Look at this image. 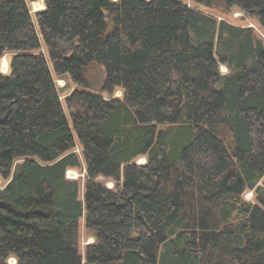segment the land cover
<instances>
[{
  "label": "trees",
  "instance_id": "1",
  "mask_svg": "<svg viewBox=\"0 0 264 264\" xmlns=\"http://www.w3.org/2000/svg\"><path fill=\"white\" fill-rule=\"evenodd\" d=\"M190 1L264 30V0ZM6 54L0 264H264V42L251 27L180 0H0ZM53 75L75 85L64 101ZM82 163L83 184L66 177Z\"/></svg>",
  "mask_w": 264,
  "mask_h": 264
},
{
  "label": "rangeland",
  "instance_id": "2",
  "mask_svg": "<svg viewBox=\"0 0 264 264\" xmlns=\"http://www.w3.org/2000/svg\"><path fill=\"white\" fill-rule=\"evenodd\" d=\"M180 1L182 3L190 6V7L196 8V9L203 11L207 14L215 16L219 20H224V21H226L230 24L236 25V26L251 27L254 30L255 34L258 37H260L264 42V30L259 26L257 21L253 17L239 11L236 8H233L228 12H223L221 10L208 9V8L202 7L200 5L194 4L190 0H180ZM35 2H37V1H35ZM33 3L34 2H28V7L30 9V12L33 16V20L35 22V18H34L35 14L40 12V11L36 12L33 10V7H32ZM43 9H44V7H43ZM43 51H44V49H43ZM9 58H10V55L6 54L1 59L0 71L2 73L8 72ZM6 66H7V68H6ZM220 70L222 73H226V69L224 67H221ZM53 76H54L55 84H56L57 88L60 90L61 99H62V101H64V98L66 97V95L75 88V85L73 84V82L70 80L69 77H66V76L59 77L56 75H53ZM121 94H122V92L120 90H115L112 97H121ZM75 151L77 153H80L81 152L80 146L77 145ZM136 162L138 164H143L145 162V159L139 158ZM66 177L69 179H76L83 184V182L85 180L84 163H82V169H80V170H68L66 173ZM97 180L101 184H104V186H106L108 189H114V187L116 185L113 181H111L109 179L102 178V177H99ZM3 183L4 182L0 180V189L3 187ZM243 198L245 201H248V202L253 203L255 201V198L253 196L252 191H246L243 194ZM92 242H93V237L91 236V234L89 232H87L85 230L83 221H81V224L79 227V250H80L81 255H84L86 245L89 243H92ZM13 263L14 262L11 261V264H13Z\"/></svg>",
  "mask_w": 264,
  "mask_h": 264
},
{
  "label": "bare ground",
  "instance_id": "3",
  "mask_svg": "<svg viewBox=\"0 0 264 264\" xmlns=\"http://www.w3.org/2000/svg\"><path fill=\"white\" fill-rule=\"evenodd\" d=\"M32 7H33V10L34 11H41V10H44V9H42L43 7L45 8V6H44V3L42 2V1H37V2H34L33 4H32ZM5 64V63H4ZM7 67V66H6ZM13 261V260H12ZM14 262V261H13Z\"/></svg>",
  "mask_w": 264,
  "mask_h": 264
},
{
  "label": "water",
  "instance_id": "4",
  "mask_svg": "<svg viewBox=\"0 0 264 264\" xmlns=\"http://www.w3.org/2000/svg\"><path fill=\"white\" fill-rule=\"evenodd\" d=\"M42 2H43V1H42ZM14 263H15V261H14ZM14 263H13V264H14Z\"/></svg>",
  "mask_w": 264,
  "mask_h": 264
},
{
  "label": "crops",
  "instance_id": "5",
  "mask_svg": "<svg viewBox=\"0 0 264 264\" xmlns=\"http://www.w3.org/2000/svg\"><path fill=\"white\" fill-rule=\"evenodd\" d=\"M43 9V8H42Z\"/></svg>",
  "mask_w": 264,
  "mask_h": 264
}]
</instances>
